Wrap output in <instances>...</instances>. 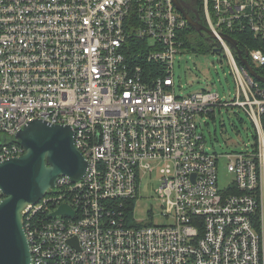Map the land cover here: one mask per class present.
Masks as SVG:
<instances>
[{"label":"built area","instance_id":"2783aa9c","mask_svg":"<svg viewBox=\"0 0 264 264\" xmlns=\"http://www.w3.org/2000/svg\"><path fill=\"white\" fill-rule=\"evenodd\" d=\"M174 1L0 0V162L23 154L15 135L34 119L70 126L87 160L78 181L60 175L20 211L32 264H264V83L220 37L252 34L261 46L247 59L264 70V0H198L235 78L231 102L211 90L176 94L190 25ZM130 39L147 42L161 74L130 59L143 55ZM226 105L244 109L253 140L218 155L196 117ZM158 166L166 222L134 223L128 202ZM61 205L73 214L52 215Z\"/></svg>","mask_w":264,"mask_h":264},{"label":"water","instance_id":"95a60500","mask_svg":"<svg viewBox=\"0 0 264 264\" xmlns=\"http://www.w3.org/2000/svg\"><path fill=\"white\" fill-rule=\"evenodd\" d=\"M174 3L190 27L205 33L208 39L215 38L213 32L200 22L194 9L193 17L177 0ZM220 37L233 47L249 75L264 83V76L253 69L237 40L224 33ZM73 135L68 125L39 119L27 122L16 133L15 141L22 146L23 154L0 162V188L5 195L0 200V264H32L20 211L27 204L37 202L48 190H54L60 175L73 181L84 175L87 160L76 148ZM60 213L73 214L66 205H61L52 215Z\"/></svg>","mask_w":264,"mask_h":264},{"label":"rangeland","instance_id":"374dc122","mask_svg":"<svg viewBox=\"0 0 264 264\" xmlns=\"http://www.w3.org/2000/svg\"><path fill=\"white\" fill-rule=\"evenodd\" d=\"M194 5L196 0H185ZM214 39V38H213ZM173 79L176 94L185 96L202 90H211L229 102L236 100L237 87L231 66L222 50L197 54L188 50L178 53L174 59ZM199 132L205 145L218 155L244 149V143L253 140V126L244 109L237 105L215 107L213 112L196 117ZM219 183L224 184L231 174L225 159H219ZM151 175H143L136 199L133 202L131 221L134 223L163 224L161 200L157 192L160 185L159 168Z\"/></svg>","mask_w":264,"mask_h":264},{"label":"trees","instance_id":"16d2710c","mask_svg":"<svg viewBox=\"0 0 264 264\" xmlns=\"http://www.w3.org/2000/svg\"><path fill=\"white\" fill-rule=\"evenodd\" d=\"M194 10L197 12L199 16L200 22H203V10L200 8V2L196 0L195 4L192 6ZM181 35L183 36L184 46L183 48L185 50L197 53V54H203L210 51H219L222 50V47L218 40L207 38L206 34L199 33L192 27L188 26L184 31L181 32ZM233 37L237 40L238 46L241 49V51L244 53L246 50H249L251 48H256L261 46V43L259 40L255 39L252 34L250 33H241V34H233ZM130 42L132 44H135L139 46L142 50L140 52H143V55L134 54L132 56H129L130 59L138 63L144 74L148 75L149 77L156 76L158 74H161L159 71H155V64L152 62H147L144 53L146 52V49L144 47L147 45L146 41H140L135 39H130ZM231 51L237 61L238 65H242L241 62L238 60L237 54L233 47H231ZM136 51V50H133ZM223 51V50H222ZM255 70L258 74L264 76V70L261 68L255 67ZM134 201V200H133ZM133 201L130 200L129 208L127 209V214L130 216L133 210Z\"/></svg>","mask_w":264,"mask_h":264},{"label":"flooded vegetation","instance_id":"af4514ba","mask_svg":"<svg viewBox=\"0 0 264 264\" xmlns=\"http://www.w3.org/2000/svg\"><path fill=\"white\" fill-rule=\"evenodd\" d=\"M185 3H186V2H185ZM185 3H184V4H185ZM186 4H187V3H186ZM187 8H188V7H187ZM188 10H189L188 12H189L191 15H193V12H192V11H190V9H189V8H188ZM204 34H205V33H204ZM206 36H207V35H206Z\"/></svg>","mask_w":264,"mask_h":264}]
</instances>
